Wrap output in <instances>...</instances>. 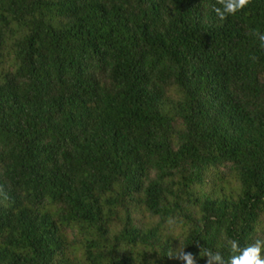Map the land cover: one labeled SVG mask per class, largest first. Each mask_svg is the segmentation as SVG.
Wrapping results in <instances>:
<instances>
[{
    "label": "trees",
    "instance_id": "obj_1",
    "mask_svg": "<svg viewBox=\"0 0 264 264\" xmlns=\"http://www.w3.org/2000/svg\"><path fill=\"white\" fill-rule=\"evenodd\" d=\"M214 4L0 0V264L264 240V0Z\"/></svg>",
    "mask_w": 264,
    "mask_h": 264
},
{
    "label": "clouds",
    "instance_id": "obj_2",
    "mask_svg": "<svg viewBox=\"0 0 264 264\" xmlns=\"http://www.w3.org/2000/svg\"><path fill=\"white\" fill-rule=\"evenodd\" d=\"M250 3L251 0H215L212 12L219 20L224 21L229 16H235ZM251 34L257 38L259 46L264 48V32L251 30ZM252 59L255 60L256 57L253 56ZM0 195H3L4 199H7L3 187H0ZM223 239L224 247L230 253L228 258L225 259L220 251L214 252L211 249H203L200 246L198 255L201 258H205V264H264V256H262L264 240L257 239L254 243L241 247L237 239L228 238L227 236H224ZM171 255L172 253H169V256ZM175 255L184 264H197V256L185 251L183 247H180Z\"/></svg>",
    "mask_w": 264,
    "mask_h": 264
}]
</instances>
